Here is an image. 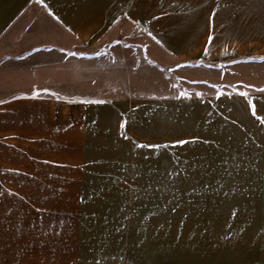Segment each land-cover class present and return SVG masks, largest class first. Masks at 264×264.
I'll use <instances>...</instances> for the list:
<instances>
[{"label": "crops", "instance_id": "obj_1", "mask_svg": "<svg viewBox=\"0 0 264 264\" xmlns=\"http://www.w3.org/2000/svg\"><path fill=\"white\" fill-rule=\"evenodd\" d=\"M0 88V264H264V0H0Z\"/></svg>", "mask_w": 264, "mask_h": 264}, {"label": "rangeland", "instance_id": "obj_2", "mask_svg": "<svg viewBox=\"0 0 264 264\" xmlns=\"http://www.w3.org/2000/svg\"><path fill=\"white\" fill-rule=\"evenodd\" d=\"M149 1V0H142ZM156 3L169 1L180 3V0H154ZM138 33V32H135ZM110 43V42H109ZM105 49L110 48H130L127 42L114 41L109 45H104ZM186 63L179 59L174 60L172 65L166 66L157 65L158 78L160 73H164L167 79L172 81V93L174 99H182L183 97H189V101L180 103H173V148H172V160L175 166L180 167V162L188 161L195 162L197 160V152L195 145L196 138V96H197V69L195 63ZM160 80V79H159ZM168 84L160 83L157 87L165 88ZM162 89V90H163ZM159 90V89H158ZM12 90L0 88V98H4L5 95L11 93ZM168 91V88H167ZM60 97L68 98L69 89L56 90ZM188 126V129H185ZM188 133L189 135H187ZM188 140V143L186 142ZM170 159L167 156V160ZM180 171V169H179ZM62 192H68L67 186H62Z\"/></svg>", "mask_w": 264, "mask_h": 264}]
</instances>
